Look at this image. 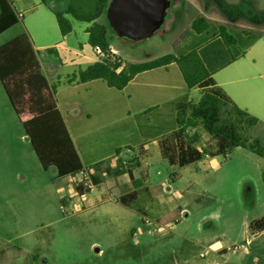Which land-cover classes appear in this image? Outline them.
Wrapping results in <instances>:
<instances>
[{"label": "crops", "instance_id": "1", "mask_svg": "<svg viewBox=\"0 0 264 264\" xmlns=\"http://www.w3.org/2000/svg\"><path fill=\"white\" fill-rule=\"evenodd\" d=\"M11 2L20 21L0 32V45L27 30L31 36L43 77L49 84L62 82L66 75L60 77L59 69L56 64L52 63L50 54L56 55L57 47H62L58 46L61 43L64 48L71 50L73 48L67 46V37L77 27L73 24L75 19L67 15L71 21L72 30L62 36L54 15V11H63L66 8V0H60L58 5L62 6L61 9L55 8L54 0H44V2L41 0H11ZM102 15L96 21L105 26L109 52L121 61L143 62L166 54L178 57L196 49L216 83L224 89L239 108L246 110L258 119V123L250 128L256 131L255 136H264V74L254 73L257 67L248 60H244L245 55L240 52L234 53V55H225L224 52L230 50L229 46L237 45L228 44L223 40L220 27L224 26L229 32L232 25L226 24L222 20L210 21L207 16L200 14L207 22L202 31L197 32L191 25L195 16L182 25L169 43L143 42L142 46L170 47L151 57H142L134 51L126 52L123 47H119L125 45L118 40L116 42L112 34L108 32L104 22L100 20ZM17 25H20V28L15 35L2 36ZM88 25L86 22L82 25L78 24V28L83 29L87 38L86 28ZM238 27L240 31L247 29V26L243 25ZM117 36L116 34L115 37ZM147 38L133 41L142 42ZM248 46L250 45H242L241 50L247 49ZM49 48L51 51H48ZM76 54V64L85 63L87 65L98 61L93 46H80V51ZM60 82L56 84L57 88L53 92L57 108L64 119L82 166L87 168L95 182V187L91 191L79 194L72 178L55 179L61 205L83 208L84 204L81 205L79 202L86 199L90 208L97 209L111 203L114 207L120 206L119 211L124 215L127 213L124 207L137 212L138 224L142 225L141 216L150 218L152 220L150 224L156 222L160 216L165 214L164 210L167 206L170 209L174 207V201H178L180 193H177L175 197L171 194V198L165 196L159 200L164 193L163 190L160 191L158 188H153L152 191L147 190L145 180L149 181L152 175L149 168L152 158L150 151L154 153L155 157L169 164L161 153L160 142L175 130L177 110L196 102L201 95L200 90L186 86L183 76L174 62L137 73L122 89L111 87L102 79L71 84ZM93 116L94 132L112 130L113 136L119 138L120 141L113 143L109 150L104 152L103 148L107 145L106 142L102 138L96 137L92 140L90 138L91 145L87 148L83 161L81 149L78 147L67 122L72 126L81 122L84 117L91 121ZM252 141L253 139L249 140V143ZM194 146L200 149L198 145L194 144ZM239 147L241 146L234 147V149ZM221 159V155L205 156L197 163H202L203 170H215L221 165ZM169 166L172 165L169 164ZM114 169H120L122 173L113 174L112 170ZM128 170L131 171L134 179H142V182L145 183L135 186L128 175ZM45 173H49V178ZM156 173H159V170ZM56 176L57 169L54 166L47 170L41 167L29 138L13 111L0 82V224L7 227H23L28 226L31 220L43 217L45 215L44 206L42 205L40 209L37 204L45 203L47 196L51 195L53 186L48 180L54 179ZM19 178L21 182L18 184L21 185L13 186L12 179L18 181ZM31 189L42 190L44 197L40 200H31L27 194ZM142 189L149 195L143 196L142 191L140 192ZM167 189V192L170 191V187ZM132 190L137 192L134 203L139 205L141 202L140 206L142 207H135L134 203L124 206L116 200ZM95 191L100 192L99 196H94L92 199L85 198L87 193L93 194ZM263 215L264 212L257 218L245 221L247 243L252 237H249L248 234L250 222ZM194 246L196 244L189 245V250L182 252L177 257V261L174 260L175 264H226L228 261H236L241 255L240 251L237 255L235 254L236 249L231 252L230 248L214 245L208 255L206 250V255L201 256L202 252L194 251ZM236 247L239 246L234 248ZM5 248H0V255ZM18 249L23 253H29L21 249L20 246Z\"/></svg>", "mask_w": 264, "mask_h": 264}, {"label": "rangeland", "instance_id": "2", "mask_svg": "<svg viewBox=\"0 0 264 264\" xmlns=\"http://www.w3.org/2000/svg\"><path fill=\"white\" fill-rule=\"evenodd\" d=\"M59 2L54 0L56 9L62 8ZM200 14L210 21L222 20L232 25L229 32L224 29L232 38L228 44L237 46H229L230 50L224 52L225 55L240 52L245 55L244 60L257 67L254 73L264 74V0H171L162 25L142 42L115 37L116 33L105 13L100 20L116 42L118 40L125 45L119 46L123 50L151 57L170 46H142L143 42L167 44L183 24ZM73 24L77 27L67 37V46H72V50L64 48L61 43L58 46L62 47H57V54H50L61 78L85 67V63H75L76 53L80 51V46H91L83 29L78 28V24L84 22L73 20ZM240 25L247 26V29L240 31ZM19 28L20 25H17L2 36L15 35ZM242 45L250 46L241 50ZM91 118L88 121L84 117L72 126L67 122L81 149L83 161L91 145L90 138H102L107 144L104 152L120 141L113 136L112 130L94 132V116ZM194 131L198 132L195 142L198 147L209 148L213 145L214 141L200 125L188 129L189 134ZM243 134L249 140L256 139L264 145V136H255L256 131L248 129ZM150 152L151 179L145 180V183L138 178V182L145 183L149 191L153 188L163 190L159 200L180 193L174 207L170 209L167 206L164 210L165 213L172 212L170 222L159 224L156 221L149 226L141 225L137 223V212L124 207L127 210V215H124L119 211L120 206L114 207L111 203L97 209L90 208L86 199L79 202L84 204L83 208L62 206L56 190L57 179L52 178L48 180L53 186L51 195L47 196L45 203L39 201L37 204L40 209L44 206L43 217L31 220L28 226L23 227L0 224V248L6 247L1 252L0 264H175L174 260L177 261L182 252L189 250L191 244H196L193 249L198 253L207 250V255L214 245L230 248L231 252L236 249V255L240 251L241 255L236 261L226 264H264V232L255 234L247 243L245 226V221L257 218L264 212L263 157L254 154L249 147L233 148L227 158L221 156L222 163L217 169L203 170L202 163L197 162L183 167L169 166ZM157 170L159 173H156ZM173 172L180 174L174 181L171 180ZM45 174L49 178V173ZM18 182H21L20 178L18 181L12 179L15 187L21 185ZM168 187L170 191L167 192ZM141 191L143 196L149 195L144 189ZM27 194L31 200L44 197L42 190L31 189ZM99 194V191L87 193L85 198L92 199ZM133 205L142 207L141 202ZM19 246L29 253L21 252Z\"/></svg>", "mask_w": 264, "mask_h": 264}, {"label": "trees", "instance_id": "3", "mask_svg": "<svg viewBox=\"0 0 264 264\" xmlns=\"http://www.w3.org/2000/svg\"><path fill=\"white\" fill-rule=\"evenodd\" d=\"M44 2V0H41ZM110 0H68L63 11H54L60 33L67 35L72 30L69 19L86 22L88 43L99 45L109 51L105 36V26L96 19L106 12ZM17 11L11 0H0V32L16 24ZM192 27L202 31L207 22L203 16H196ZM221 37L226 43L232 38L220 27ZM51 51V48L48 49ZM114 63L108 60L94 61L85 67H80L71 74H67L62 82L49 84L41 74L39 60L27 30L0 45V82L8 101L21 123L25 134L44 170L54 166L58 178L74 177L82 166L79 154L73 144L64 119L57 108L53 92L56 84H71L86 82L92 79H102L107 85L122 89L137 73L166 66L174 62L184 82L189 88H198L201 92L199 99L180 107L175 116L176 128L161 140L160 148L172 166L183 167L197 162L205 156L221 155L223 158L237 146L249 147L250 150L264 158V145L243 133L256 125L258 119L246 110L239 108L224 89L216 83L211 72L203 64L198 51L192 49L178 57L166 54L143 62L121 61L116 58ZM200 125L214 141L209 148L194 146L198 133H188L189 128ZM113 174H120L122 170L114 169ZM135 186L141 182L133 178L127 171ZM173 172L171 180L179 177ZM264 179V174H263ZM138 182V183H137ZM79 194L87 192L81 185H75ZM137 198L136 190H132L116 200L124 206H129ZM63 203V201H62ZM172 212L169 211L157 219L159 224L171 221ZM264 231V215L250 222L249 236ZM38 256L36 255L35 258Z\"/></svg>", "mask_w": 264, "mask_h": 264}, {"label": "water", "instance_id": "4", "mask_svg": "<svg viewBox=\"0 0 264 264\" xmlns=\"http://www.w3.org/2000/svg\"><path fill=\"white\" fill-rule=\"evenodd\" d=\"M171 0H110L106 18L120 37L139 40L153 34L164 22Z\"/></svg>", "mask_w": 264, "mask_h": 264}, {"label": "built area", "instance_id": "5", "mask_svg": "<svg viewBox=\"0 0 264 264\" xmlns=\"http://www.w3.org/2000/svg\"><path fill=\"white\" fill-rule=\"evenodd\" d=\"M93 50L97 56L98 61L108 60L111 63L116 61L115 57L107 50H103L99 45H94ZM74 185H81L87 191H91L95 187V182L93 181L90 172L86 167H82L81 170L72 177ZM141 221L144 225H150V220L148 218L141 217ZM155 230V228H153ZM257 234V233H256ZM255 234L251 235L254 236ZM250 236V237H251ZM204 256V253L201 254Z\"/></svg>", "mask_w": 264, "mask_h": 264}]
</instances>
